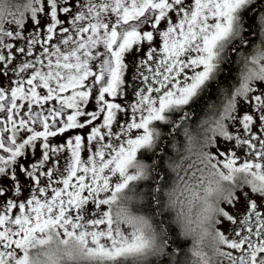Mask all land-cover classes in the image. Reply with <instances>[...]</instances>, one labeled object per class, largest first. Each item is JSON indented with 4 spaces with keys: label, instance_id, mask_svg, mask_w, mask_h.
I'll return each instance as SVG.
<instances>
[{
    "label": "snow or ice",
    "instance_id": "snow-or-ice-1",
    "mask_svg": "<svg viewBox=\"0 0 264 264\" xmlns=\"http://www.w3.org/2000/svg\"><path fill=\"white\" fill-rule=\"evenodd\" d=\"M0 264H264V0H0Z\"/></svg>",
    "mask_w": 264,
    "mask_h": 264
},
{
    "label": "flooded vegetation",
    "instance_id": "flooded-vegetation-1",
    "mask_svg": "<svg viewBox=\"0 0 264 264\" xmlns=\"http://www.w3.org/2000/svg\"><path fill=\"white\" fill-rule=\"evenodd\" d=\"M26 2V0H8L10 10L15 11L16 6L22 5ZM63 137H57L55 140H60ZM193 241L191 239L184 240L182 243V247L185 251H187L189 248H191Z\"/></svg>",
    "mask_w": 264,
    "mask_h": 264
},
{
    "label": "rangeland",
    "instance_id": "rangeland-1",
    "mask_svg": "<svg viewBox=\"0 0 264 264\" xmlns=\"http://www.w3.org/2000/svg\"><path fill=\"white\" fill-rule=\"evenodd\" d=\"M89 107H90V108H92V107H94V105H90ZM62 141H63V138H62V139H60V140H58V141H57V140H55L54 142H55V143H60V142H62Z\"/></svg>",
    "mask_w": 264,
    "mask_h": 264
}]
</instances>
